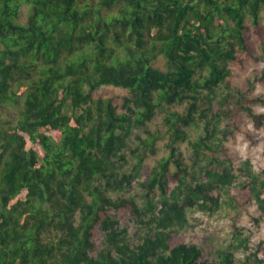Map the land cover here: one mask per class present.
<instances>
[{
	"label": "trees",
	"instance_id": "obj_1",
	"mask_svg": "<svg viewBox=\"0 0 264 264\" xmlns=\"http://www.w3.org/2000/svg\"><path fill=\"white\" fill-rule=\"evenodd\" d=\"M263 11L264 0H0V264H252L264 153L253 171L222 142L242 112L264 132L229 79L259 62L247 33ZM160 138L167 154L142 166ZM139 170L144 204L113 196ZM252 200L242 262L188 233L186 206L235 210L234 227Z\"/></svg>",
	"mask_w": 264,
	"mask_h": 264
},
{
	"label": "rangeland",
	"instance_id": "obj_2",
	"mask_svg": "<svg viewBox=\"0 0 264 264\" xmlns=\"http://www.w3.org/2000/svg\"><path fill=\"white\" fill-rule=\"evenodd\" d=\"M30 14V9L27 5H22L19 11L18 19L20 24H24ZM248 42L254 48L259 62L250 63L242 71H236L234 75L229 77L231 81V89H248V97L253 101L248 105L251 110L256 114L264 115V81L261 82L262 73L264 71V11L261 14L260 31L256 32L250 29L247 33ZM153 66L161 71L166 70V60L163 56H158L153 62ZM181 111L182 108L177 107ZM164 112L158 113L154 122L148 125L151 131L161 129V121ZM4 117L15 119L16 114L12 109L5 111ZM227 119H219V127L226 129ZM236 130L229 136L227 140L222 142L223 149L228 151V158L233 164L241 163L245 160L250 162L251 169L257 171L258 161H261V155L264 153V132H259L254 129L251 119L243 112L235 119ZM201 130L193 128L190 132L189 139L194 140ZM220 137V136H218ZM166 138H160L155 145V153L145 157L142 166L148 168L152 167L156 161L167 154L165 147ZM178 151L182 154L185 163L188 161L190 155V147L187 142L178 143L176 145ZM219 160H224L225 157L218 155ZM264 165V160H262ZM131 163L135 160L130 159ZM128 169L129 165L126 166ZM133 173V171H132ZM141 172L134 176L135 180L131 187H126L122 191L115 192L113 196H134L139 205H143L144 189L138 183L141 181ZM172 188L173 184L169 185ZM247 214L241 216L240 222L235 223L236 213L235 210L225 208L226 210H209L204 211L197 205L186 206L185 214L188 225H190L189 234H196L199 239L201 247L205 252L210 250L212 244L218 243L221 248H230L234 253L235 262L240 263L244 260L245 246L239 245L240 239L249 234V227L246 220L257 213L256 203L252 200L248 205H245ZM228 211L230 214H226ZM236 211H238L236 209ZM241 233V235H240ZM214 237V238H212ZM253 249L256 253L255 258H251L252 264H262L264 261V229L261 227L256 232H253L246 242V247ZM214 256V255H213ZM255 260L259 261L257 263ZM254 261V262H253Z\"/></svg>",
	"mask_w": 264,
	"mask_h": 264
}]
</instances>
